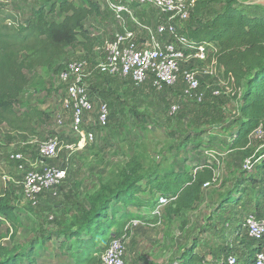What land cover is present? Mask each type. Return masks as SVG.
I'll return each instance as SVG.
<instances>
[{"label": "rangeland", "instance_id": "1", "mask_svg": "<svg viewBox=\"0 0 264 264\" xmlns=\"http://www.w3.org/2000/svg\"><path fill=\"white\" fill-rule=\"evenodd\" d=\"M245 1L257 3V0ZM34 2L35 0H0V10L3 14L10 13L17 21H23L30 14V6ZM258 2L264 4V0ZM144 12L147 15L153 14L156 18L160 16L152 9H145ZM104 16L111 19L107 10ZM140 16L145 24H154L144 14ZM97 20L95 19L90 31L95 30L98 43L93 52L87 54L94 63L102 60L106 43L117 28L115 23L106 24L105 28L101 24L96 26ZM187 23L178 22L177 25L182 28ZM67 52L55 65L65 63L67 57L72 56L71 50ZM56 72L54 66L48 70H35L30 75L25 92L16 103L19 110L35 106L43 111L44 119L32 122L35 129L32 134L36 136L23 139L22 132L30 134L29 131H17L6 123L0 125V192L9 193L11 204L19 212L14 237L4 235L8 223L0 228L5 236L2 243L8 248L13 244L26 247L32 240L41 241L48 234L69 225L72 215L87 204V197L91 193L103 185L113 188L118 171L128 162L137 160L140 175L164 173L173 164L178 167L183 150L180 145L186 134L194 133L191 140H204L216 134L215 138L226 142L229 132L235 129L236 124L233 125L231 121L238 115L240 93L237 92L238 89L236 91L231 76L230 80H226L230 93L227 92L225 84L223 85L222 96L227 99L222 100L220 95L221 97L210 100L208 98L207 102L199 103L188 96L183 97L178 90H182V86L175 85L177 89L174 86H163L157 90L150 82L137 87L128 79L95 73L89 81L90 89L95 105L99 100L107 103V122L98 125L96 111L87 116L84 127L93 132V142L83 149L74 150L68 157L64 149H60L52 162L60 164L67 158L68 177L58 187L55 196L46 191L31 200L23 194V171L19 168L21 162L14 160L11 155L21 152L27 160L35 161L37 148L36 142L31 141L33 137L40 140L57 135L66 144H76L78 140L68 117H64L62 123L57 120V114L62 112L64 89L57 81ZM222 72L223 70L216 75L220 80H223ZM172 106H176L174 111ZM256 134L254 132L250 138V156L241 150H229L221 153L220 158L217 157L219 163L216 178L208 188L203 189L202 198L193 209L177 215L169 213L167 205L159 206L156 207L158 216L155 218L149 214L147 205L141 211L133 205L129 206L135 214H145L150 219L130 222V231L122 239L125 246L124 264H169L194 241L198 242L195 250L206 253L209 258L227 262L230 253L240 261L243 251L237 245L234 231L244 217L239 211H244L246 206L251 209L252 203L259 200L258 196H255L256 200L252 199L253 195H257V190L254 189L251 194L246 195L235 208L227 206L219 212L216 204L220 193L230 189L237 177L244 175L243 171L254 160V156L264 150V133L260 136ZM193 154V150L187 152L188 160L192 159ZM145 179L141 180L142 185ZM156 195L155 192L150 193L147 190L139 194L144 200L150 199V202ZM227 215L230 218L225 219L224 216ZM259 242L264 245V240L254 241L255 244ZM49 246L45 260L40 258L44 264L54 263L50 258L56 248L54 237ZM230 246L232 250L229 249L226 253L225 250ZM67 261L68 258L63 257L57 258L56 262L64 264Z\"/></svg>", "mask_w": 264, "mask_h": 264}, {"label": "trees", "instance_id": "2", "mask_svg": "<svg viewBox=\"0 0 264 264\" xmlns=\"http://www.w3.org/2000/svg\"><path fill=\"white\" fill-rule=\"evenodd\" d=\"M105 10L110 13V20L104 16ZM144 10L135 7V15L142 19L140 14L145 15ZM95 19H98L96 26L101 24L102 28L109 23L116 25L102 0H35L30 6V14L23 21H17L10 13L3 14L0 10V125L6 123L17 131H29L30 134L22 132L23 139L36 136L32 134L35 130L32 122L43 120V111L35 106L24 110L16 108L29 84L30 75L38 68L48 70L54 66L57 78L68 60L55 64L67 55L68 50L72 55L81 50L88 57L87 54L92 53L98 43L95 30L90 31ZM186 22L181 30L191 39L205 40L214 46L215 50L209 57L216 59L223 76L228 80L231 76L236 91L239 90L238 115L231 121L236 125L229 132L228 140L217 139L216 134L204 140H191L194 133L186 134L180 145L183 150L178 167L173 164L164 173L140 175L137 160L128 162L118 171L113 188L103 185L91 193L87 204L72 215L69 225L48 234L41 241L32 240L26 247L13 244L8 248L2 243L5 236L14 237L19 212L11 204L9 193L0 192V228L5 223L9 225L4 231L5 236L0 232V264H44L40 258L45 260L53 237L56 248L50 257L54 260L52 264H57V258L63 257L68 258L64 264H102L103 251L111 240L123 239L129 233L130 222L150 219L145 214H135L129 206L141 211L147 205L149 214L156 218L158 215L154 209L158 197L166 196L167 211L180 215L193 209L201 200L203 183L216 178L217 157L220 158L221 153L241 150L247 156L251 155L249 145L254 130L260 127L264 133V4L245 0H193ZM148 82L151 80L144 84ZM180 83L176 86L183 87ZM201 84L204 85L202 80ZM178 90L183 97L186 96L183 89ZM208 98L216 97L207 90L199 103L207 102ZM224 98L221 97L222 100ZM190 150L194 154L188 160L186 154ZM253 159V167L244 170V175L237 177L230 189L220 193L216 204L219 212L227 206L235 208L246 195L257 190L252 199L258 196L259 200L255 199L251 209L246 206L244 211H239L244 217L236 226L234 235L243 253L240 261L234 264H255L257 252L264 249L262 241L255 244L256 239L247 234L244 226L245 216L249 212L260 213L264 199V150ZM143 178L146 179L142 185ZM145 190L157 194L152 202L139 196ZM197 245L198 242L194 241L185 247L169 264H228L209 258L204 252H197ZM229 249L232 250L231 246L225 252Z\"/></svg>", "mask_w": 264, "mask_h": 264}, {"label": "built area", "instance_id": "3", "mask_svg": "<svg viewBox=\"0 0 264 264\" xmlns=\"http://www.w3.org/2000/svg\"><path fill=\"white\" fill-rule=\"evenodd\" d=\"M102 1L111 12L117 27L106 43L102 60L94 63L77 51L57 74V81L64 89L62 112L57 114V120L62 123L64 117L70 119L71 129L78 135L76 144H66L57 135L40 140L33 137L31 141L36 142L37 148L35 161L27 160L21 152L11 155L14 160L21 162L19 168L23 171V194L31 200L46 191L55 196L58 187L68 177L67 158L60 164L52 162L60 149H64L68 157L74 150L83 149L93 142V132L84 127L87 116L96 111V123L103 125L107 122V103L99 100L95 105L90 93L89 81L95 73L125 78L137 87L151 80V85L157 90L182 82L183 93L198 102L204 99L207 90L213 97L224 94L223 85L227 84L226 81L220 80L217 85H202L199 78L200 71L207 76L217 77V72L222 69L217 66L214 57L210 58L209 65L199 71L187 64L192 61L206 62L215 50L208 41L189 38L177 25L189 19L193 0ZM135 7L141 10L152 9L160 16L153 25H147L135 15ZM140 36L145 39L143 42L139 40ZM175 109L176 106H172V111ZM254 132L258 136L262 134L260 127ZM252 167L251 161L246 169ZM210 184L209 181L204 182L203 188H208ZM167 202L166 196H159L154 212H158L156 207L164 206ZM133 222L137 223L138 220L134 219ZM244 226L250 237L256 240L264 237V199L260 213L249 212L245 216ZM124 254L123 240L115 238L103 251L102 264H124ZM236 261L237 257L228 253L227 263L234 264ZM263 263L264 251L261 250L256 254L255 264Z\"/></svg>", "mask_w": 264, "mask_h": 264}, {"label": "crops", "instance_id": "4", "mask_svg": "<svg viewBox=\"0 0 264 264\" xmlns=\"http://www.w3.org/2000/svg\"><path fill=\"white\" fill-rule=\"evenodd\" d=\"M245 2H247V1H245ZM144 16H147L150 21H154L155 22V20H156V17H154L153 14L152 15H150V14L147 15V12H145ZM139 40L143 42L145 39L142 36H140ZM212 57L213 56L209 57V59L206 62L192 61V62H189L187 64H188V66H192L194 69L199 71L203 67H205V66L210 64V62H211L210 58H212ZM199 78H200V81L202 80L203 84L207 83L208 85H217V84H219L218 80L220 81V79H218L217 77L215 78V77L207 76V75L203 74L201 71L199 73ZM222 79L226 81L227 78L225 76H222ZM225 88L226 89H230L227 84L225 85Z\"/></svg>", "mask_w": 264, "mask_h": 264}]
</instances>
